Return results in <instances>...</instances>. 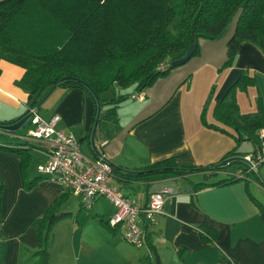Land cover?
I'll list each match as a JSON object with an SVG mask.
<instances>
[{
	"label": "crops",
	"instance_id": "0c3cea01",
	"mask_svg": "<svg viewBox=\"0 0 264 264\" xmlns=\"http://www.w3.org/2000/svg\"><path fill=\"white\" fill-rule=\"evenodd\" d=\"M202 46L209 45L203 42ZM200 54L199 51L196 61L185 74L167 88L163 100L158 104L155 103L156 94L149 98L147 90H143L140 92L141 99H134L143 104L142 109L135 113L141 111L139 117L130 120L124 128L117 129L111 138L101 139L98 132L94 135V143L98 142V153L110 165L135 171L171 158L176 164L206 166L219 162L232 148L242 157L251 152L252 147L248 142H236L228 134L203 126L199 113L212 86L204 120L229 131L212 119L211 110L242 71L253 76L254 82L244 92H235L238 111L253 112L258 98L264 107V56L251 43L240 42L232 66L216 71L218 65L210 61L209 56ZM206 55L214 53L208 49ZM22 71V68L0 60V121L16 119L26 110V93L15 84ZM186 75L187 78L182 81ZM128 93L133 96L137 92ZM45 99L49 100L45 104L47 110L44 114H38L42 118L56 114V127L72 134L78 143L84 139L87 147L92 112L88 96L78 88L56 86ZM143 117L145 119L133 124ZM87 151L89 155L86 156L94 157L88 148ZM34 152L38 155L36 162L39 163L44 153L39 148ZM259 166L253 175L254 180L249 182L251 185L247 183L249 179H245L193 189L192 184L199 181L192 182L190 175L187 178H169L173 184V194L164 201L163 214L157 216L147 229V238L159 263L264 264V224L250 199L264 202L260 200L257 189L260 188V180L264 181V169H259ZM26 172L29 176L35 175L33 171ZM220 178L223 177L205 179L204 182L210 183ZM0 179L3 183L0 193V264H31L35 258L30 252L37 246L31 221L63 191L44 178L26 191L20 174V157L13 153L0 152ZM163 179L152 181L156 185ZM113 182L119 183L114 177ZM126 183L130 187L143 188L142 192L133 193L127 189V193H124H133L129 195L141 202L145 201L148 190L154 187L141 181ZM77 204V211L81 210L78 199ZM61 208L69 213V217L71 210L64 208V204ZM77 211L75 215L79 213ZM107 217L109 215L91 207L90 212L83 213L81 223L70 222L64 232L54 225L48 264H139L142 257L153 264L154 253L147 241H143L142 247H132L122 239L118 227L109 229L98 221L99 218L104 221ZM202 223L216 227L212 242L200 238L196 226Z\"/></svg>",
	"mask_w": 264,
	"mask_h": 264
},
{
	"label": "trees",
	"instance_id": "16d2710c",
	"mask_svg": "<svg viewBox=\"0 0 264 264\" xmlns=\"http://www.w3.org/2000/svg\"><path fill=\"white\" fill-rule=\"evenodd\" d=\"M263 13L264 0H4L0 2V60L22 68L15 84L26 93V108L39 109L41 99L54 85L82 90L92 103L87 136L96 115V99L99 112L93 137L98 132L105 140L117 130L116 126H107L110 121L116 122V103L131 96L125 93L104 99L101 97L104 91L111 86H132L133 91L140 94L157 78L164 77L169 70L167 64L182 57L190 45L193 49L188 59L197 55L198 39L219 38L230 27V35L224 43V59L216 71L232 66L240 42L251 43L264 56ZM160 64L165 67L160 68ZM63 76L79 82L58 83ZM186 78L187 75L182 81ZM253 82L251 75L240 72L212 106V119L229 131L204 120L212 86L199 113L203 126L228 134L236 142L248 141L251 152L259 144L258 130H264V107L258 98L253 112L240 113L234 96L236 91L244 92ZM26 113L25 110L22 115ZM16 119L0 121V125L11 124ZM143 119L145 117L133 124ZM29 126L26 121L14 131L0 129V150L20 157V174L26 191L44 178L38 174L29 176L25 169L32 151L42 150L37 143L22 138ZM87 148L94 156L88 145ZM229 157L242 156L232 148L219 162ZM219 162L199 166L176 164L171 158H166L135 170L140 173L110 166L113 177L121 183L141 181L148 185L152 180L187 178L195 173H201L202 181L193 183V189L245 180L229 174L214 182H204L217 172H225L229 163H235L242 169L244 165L238 160L224 166H218ZM244 175L248 174L244 172ZM259 183L264 186V181ZM2 188L0 179V193ZM69 194L63 191L38 217L32 219L37 246L30 252L35 258L31 264H48L51 228L69 214L61 208ZM250 199L264 224V202ZM98 221L109 229L115 228L106 220L99 218ZM196 227L201 239L207 242L214 240L215 226L202 223ZM147 229L144 227V242L147 241L154 253L153 264H160L147 238ZM139 264H149V261L142 257Z\"/></svg>",
	"mask_w": 264,
	"mask_h": 264
},
{
	"label": "built area",
	"instance_id": "2783aa9c",
	"mask_svg": "<svg viewBox=\"0 0 264 264\" xmlns=\"http://www.w3.org/2000/svg\"><path fill=\"white\" fill-rule=\"evenodd\" d=\"M159 67L163 68L165 65L160 64ZM131 97L138 100L142 96L135 94ZM37 110L36 107L26 108L30 126L22 136L23 139L37 143L44 153V158L37 163L35 172L62 191H68L77 197L80 208H89L98 197L108 200L113 207V213L107 217V224L118 227L125 242L140 247L144 241V227L148 228L157 216L163 214L164 201L173 194L170 179L159 180L156 185L154 181H150L149 185L154 187L148 190L143 202L122 193L112 184L111 166L102 154L94 157L84 155L76 137L56 127V114L42 118ZM257 134L259 144L254 152L242 157L245 160L243 169L237 167L227 175L246 179L244 172L256 174L257 167L264 163V130H258ZM102 144L103 142L99 145Z\"/></svg>",
	"mask_w": 264,
	"mask_h": 264
},
{
	"label": "rangeland",
	"instance_id": "374dc122",
	"mask_svg": "<svg viewBox=\"0 0 264 264\" xmlns=\"http://www.w3.org/2000/svg\"><path fill=\"white\" fill-rule=\"evenodd\" d=\"M263 19H264V13H263ZM230 30H231V27L228 29L226 34H223L219 38H216V39H211V40L198 39L197 40V44H198V50L201 52L200 55L203 56V57L209 56L208 59L210 61H212V62H215V64L219 66V64L224 59V55H225L224 54V50H225L224 43H225L227 37L230 35ZM202 40H204V41H202ZM203 42H204V45L207 44L209 46L208 47H204V46L200 47ZM208 49H210V51H213L214 55H206ZM199 51H198V53H199ZM197 56L198 55L191 56L186 62H184V63H182V64H180L178 66H174V67H171V68L169 67V70H168V72L166 73V75L164 77L157 78L153 82V84H151V86H149L150 88L148 87V88L145 89V91L147 90L146 94L149 96V98H151L152 95L154 96V94H156V98H155V103L156 104H158L161 100H163V98H164V96H165V94L167 92V88H170V86L172 84H174L176 82V80L181 78V75L185 74V71L189 67H191L193 65L194 61H196V57ZM253 80H254V77H253ZM132 91H133V87L132 86H127L125 88H117L115 86H111V87H109L106 91H104L101 94V97L104 98V99H110L113 96L125 94V93L132 92ZM134 99L135 98L127 96L125 99H123L121 101H118L116 103V106L114 108L116 122H114V121L108 122L107 126L109 128H111L112 126H116L117 129L120 130L121 128H124L125 124L128 123L130 120L131 121L135 120V118L140 116L141 111L138 114H135V113L138 110L142 109L143 104L137 103L136 100H134ZM48 101H46L45 98L43 99V102L40 104V107L37 110V112H39V114H44L46 112L47 109L45 108V104ZM260 102H261V100H260ZM261 104H263V103L261 102ZM247 142L248 141L242 140L240 143H247ZM79 143H80L81 151L85 155H89V153L87 151V147L85 145V140L82 139ZM97 144H98V142L95 141V146L97 147L96 149H98ZM240 150H242L241 147H240ZM0 152H5V151H1L0 150ZM7 153H10V152H7ZM245 154H247V153H245ZM37 158H38V155L34 151H32L31 159H29L27 161V165L25 167V169L27 171H29V172L33 171L35 174H37L35 172V168H36V165L38 163V162H36ZM236 167H237V164L229 163V164H227L225 166V170L229 169L227 171L230 172V171L234 170ZM259 169H264V163H263V165L259 166ZM224 176H225V172L224 171H220V172H218V173H216V174H214L212 176H209L207 179H213V178L224 177ZM246 179H249L247 181V183H248V185H251L252 181L254 180V177H253L252 174H248ZM190 180L192 182H195V181H199L200 182V181H202V176L199 173L190 174ZM249 182H251V183H249ZM112 184L114 186H116L123 193H127V189H129V191L131 190L133 193L135 191L142 192V190H143L142 187H136V186H131L130 187V186H128V183L113 182ZM259 186H260L261 189L257 188L258 189V193H259L258 196H259L260 200H264V186L263 185H259ZM174 188H175V186H174ZM133 193H129V194L133 195ZM76 198L77 197L69 194V196L67 198V201L64 203V208L71 210V213H70L69 217L67 215L64 218L56 221L52 225V227L54 225H57V229H61L64 232V230H66L68 228V225H69L70 222L73 221V223H75L76 221H78L79 223H81V221L83 219V213L87 214L88 212H90L91 211V207H92V209H94V208L97 209L99 212H102L106 216L111 215L113 213V207H112L111 203L108 200L104 199V198H98L96 200H93L91 205H90V208H87V209L81 208V210L79 209L77 211V205H78L77 204V199L78 198L77 199ZM76 211L79 212V213H77L75 215ZM75 226H77V225H75ZM51 230H52V228H51ZM116 234L119 236L118 233H116ZM136 249H139V248H136Z\"/></svg>",
	"mask_w": 264,
	"mask_h": 264
},
{
	"label": "water",
	"instance_id": "95a60500",
	"mask_svg": "<svg viewBox=\"0 0 264 264\" xmlns=\"http://www.w3.org/2000/svg\"><path fill=\"white\" fill-rule=\"evenodd\" d=\"M192 45H190L185 53L183 54L182 57L178 58V59H175V60H172L168 63V67H174V66H178L182 63H184L188 57L190 56L191 52H192ZM63 81H76V82H79L77 79L75 78H72V77H68V76H63L59 79L58 83L60 82H63ZM57 83V84H58ZM56 87V85H54L45 95L44 97L41 99V101L48 95V93L54 88ZM95 99V98H94ZM40 101V102H41ZM40 104V103H39ZM95 118H94V121L90 127V132H89V135H88V146L90 147L91 151L94 153V156H98L99 153L96 149V146H95V143L93 141V133H94V128H95V124H96V117H97V114L99 112V105H98V102L97 100L95 99ZM29 117V114H24L22 115L21 117H18V119H16L13 123L11 124H8V125H0V129L1 130H6V131H14L18 128H20L28 119ZM234 160H238V161H241V162H245V160L242 158V157H229V158H226V159H223L221 160L219 163H218V166H224L225 164L231 162V161H234ZM127 172H132V173H140L141 171H127ZM260 182H263L262 180H260Z\"/></svg>",
	"mask_w": 264,
	"mask_h": 264
}]
</instances>
